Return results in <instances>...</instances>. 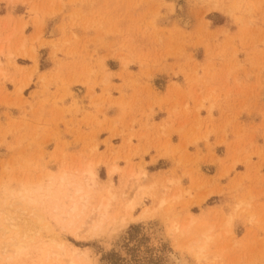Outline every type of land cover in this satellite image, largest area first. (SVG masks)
<instances>
[{
  "label": "rangeland",
  "instance_id": "rangeland-1",
  "mask_svg": "<svg viewBox=\"0 0 264 264\" xmlns=\"http://www.w3.org/2000/svg\"><path fill=\"white\" fill-rule=\"evenodd\" d=\"M0 244L264 264V0H0Z\"/></svg>",
  "mask_w": 264,
  "mask_h": 264
},
{
  "label": "bare ground",
  "instance_id": "bare-ground-1",
  "mask_svg": "<svg viewBox=\"0 0 264 264\" xmlns=\"http://www.w3.org/2000/svg\"><path fill=\"white\" fill-rule=\"evenodd\" d=\"M88 175H89V180H88V185H89V183H90V181L92 180V182L94 181V179L96 178V175H95V173H93V171H89L88 172ZM82 185V184H81ZM111 192H109V195L111 196V197H113V194H110ZM69 197H68V202H67V205H68V207L66 206V205H62L61 207L62 208H64V211L69 215L68 217H72L73 219H76L77 218V216H79L78 215V213H79V211L81 210V209H85V208H87V206L89 205V198H90V194H88L85 190H84V188L82 187V186H80V184H77V188L74 190V192H73V194L72 195H68ZM110 196H108L109 198H110ZM108 198V199H109ZM102 199H104V198H102ZM101 199V200H102ZM161 201H162V199H161ZM102 202H103V204L101 203V205L98 207V211L100 212V216L102 217V218H104L105 217V214L102 212V209H103V211L105 212V210H106V208H107V204L106 203H104L105 202V200H102ZM130 203V202H129ZM99 205V204H98ZM134 209H135V203L134 202H132L131 204H128L127 206H126V208L124 209V215L126 216V217H128V218H130L131 217V215H132V212L134 211ZM94 214V213H93ZM96 215V214H95ZM118 216V215H117ZM119 217V216H118ZM189 220V219H188ZM70 223H74V220H72V221H70ZM187 223H188V221H187ZM187 223H186V225H187ZM200 223H201V225H200V228L201 229H198V230H200V231H198L197 233H199L200 235H199V237H197L196 236V238H200V237H205V235H206V233H207V223L206 222H204V221H200ZM121 226H125V225H127V224H129L128 223V219H122L121 220ZM188 224H191L190 222L188 223ZM189 227V226H188ZM185 229H184V231L182 232V233H187V231L188 230H190L191 228L189 227V229H187V227H184ZM192 230V229H191ZM160 236V235H159ZM158 238V237H157ZM195 238V239H196ZM197 240V239H196ZM195 240V241H196ZM22 241V240H21ZM21 241H19V242H17L16 243V241H14L12 244H11V246H10V244L8 245V246H10V247H8V248H11V250H12V253L13 254H20V253H22L25 249H26V244H27V242H25V241H23V242H21ZM24 242L26 243V244H24ZM8 243V242H7ZM1 245V244H0ZM7 245V244H6ZM28 245V244H27ZM155 245V244H154ZM3 246V245H2ZM2 248H4V247H2ZM5 249H6V247H5ZM5 249H4V251H5ZM7 250V249H6ZM11 250L9 251V253H11ZM4 251H2L1 250V255L3 254L2 252H4ZM7 252V251H6ZM81 253H85L84 251H81V250H78V249H75L74 250V255L75 256H77V257H79L80 256V254ZM4 255V254H3ZM166 255V254H165ZM168 255V254H167ZM50 256V255H49ZM50 257H52V255L50 256ZM159 257V256H158ZM168 258H167V262H168V264H193L192 262L190 263L186 258H179L176 254H174V253H169V255L167 256ZM1 259V258H0ZM11 259V258H10ZM166 259V258H165ZM2 260V259H1ZM82 262L81 261H77V260H74V258H71V259H69L68 260V262H67V264H81ZM58 264H60V262L58 263Z\"/></svg>",
  "mask_w": 264,
  "mask_h": 264
},
{
  "label": "crops",
  "instance_id": "crops-1",
  "mask_svg": "<svg viewBox=\"0 0 264 264\" xmlns=\"http://www.w3.org/2000/svg\"><path fill=\"white\" fill-rule=\"evenodd\" d=\"M174 170H175V168L172 166V167H170L169 169H168V171L167 170H163L164 172H163V175L164 176H173L174 175ZM170 174H172V175H170Z\"/></svg>",
  "mask_w": 264,
  "mask_h": 264
}]
</instances>
